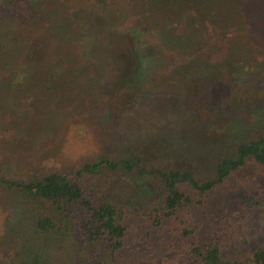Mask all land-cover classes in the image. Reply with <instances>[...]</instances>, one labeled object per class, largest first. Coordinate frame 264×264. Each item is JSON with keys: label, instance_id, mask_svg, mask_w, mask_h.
<instances>
[{"label": "rangeland", "instance_id": "1", "mask_svg": "<svg viewBox=\"0 0 264 264\" xmlns=\"http://www.w3.org/2000/svg\"><path fill=\"white\" fill-rule=\"evenodd\" d=\"M62 1L0 0V16L45 22L34 26L40 37L43 31L65 28L61 14L51 21L44 14L48 6ZM211 10L206 50L162 47L158 31L145 28L136 38L138 55L149 64L132 71L131 63V70L125 68L126 60L135 59L132 37L124 32L115 40L122 49L120 65L97 67L104 83L92 95L85 92L89 82L82 80L72 84L68 96L41 93L33 102L27 98L30 88L19 79L27 72L16 57L22 37L5 34L6 21L0 28V43L7 47L0 52L1 174L21 183L49 172L72 177L101 156L116 160L137 155L148 167H189L199 179L213 178L221 158L233 154L241 142L264 134V0H231L220 12ZM119 12V19L135 23L138 14L128 8ZM108 22L116 29L119 20ZM174 33L178 37L179 31ZM36 70L34 76H39ZM65 71H60L63 77ZM33 86L38 94V85ZM140 177L105 169L83 179V184L96 183L135 228L114 256L103 244L81 249L63 225L39 237L34 223L43 211L0 184V263L26 264L30 258L25 253L41 250V264H189L190 247L206 245L210 239L218 240L226 255L245 260L264 243V166L247 161L209 194L203 206L183 214L182 223H169L170 232L138 244L134 237L151 231L146 215L161 199L156 184Z\"/></svg>", "mask_w": 264, "mask_h": 264}, {"label": "trees", "instance_id": "2", "mask_svg": "<svg viewBox=\"0 0 264 264\" xmlns=\"http://www.w3.org/2000/svg\"><path fill=\"white\" fill-rule=\"evenodd\" d=\"M82 1L84 2L80 5ZM226 1L231 0H63L61 5L48 6L47 13H44L46 17L51 18L48 21L61 14L66 22L62 30L56 29L53 33L50 29L51 32L43 31L40 37H36L38 31L34 30V26L45 22H36L37 18L30 16L26 22L20 19L18 21L17 16L7 21L9 15L0 16V28L7 21L3 29L7 30L5 34L11 35L10 38L22 37L17 45L19 51L16 57L23 61L20 62V67L24 65L27 72L19 79L24 86L30 88L27 98H31V102L40 99L41 93L49 96L56 92L62 98L72 89V84L75 85L82 80L89 82L85 92L90 96L96 87L104 83H101L103 77L97 71V67L106 69L120 65L122 49L115 41L118 35L127 32L132 37L130 49L133 54L135 53V59L126 60L125 67L131 70L128 67L131 63L134 67L132 71L149 64V61L146 63V60L138 55L136 38L145 28L158 31V41L162 47L192 52L206 50L210 44L208 34L214 16L211 9L220 12ZM115 2L122 5L117 7L113 4ZM122 8L123 11L128 8L132 13L138 14L134 24L128 19L122 20L116 16V11L119 12ZM29 12L34 15L37 13ZM112 18L119 20L116 25L118 29H114L108 22ZM59 21H56L57 25ZM176 21H179L178 26L173 23ZM176 30L179 31L178 37L174 33ZM0 44V52L4 49L7 51L5 44ZM152 62L151 59L150 63ZM20 67L16 68L15 74L19 72ZM0 68H3L1 61ZM61 69L68 70L65 71L64 77L60 73ZM35 70L39 76H34ZM199 73L205 76L204 70ZM68 74L69 79L65 81ZM34 82L38 85V94L33 92L37 87L33 86ZM247 161L264 166V134L237 145L233 154L217 162L214 177L203 180L189 167H148L140 156L130 155L116 160L101 156L94 162L82 166L72 177L59 172H49L23 183L7 180L0 170V184L10 193H20L24 199H31L36 203L37 211H43L42 214H37L34 223L35 232L40 233L39 237L42 233L51 235V231L61 230L63 225L68 234L77 238L81 249L88 246L97 248L103 244V247L114 256L125 247L128 232L135 228L124 221L122 212L114 201L101 194V189L96 183L83 184L85 176L95 175L107 169L113 172L132 173L137 178L141 176L140 178L156 184L157 196L161 199L159 206L153 209L151 214L146 215L151 231L142 232L138 237H134V242L139 244L144 239L151 240L162 233L170 232L169 223L175 222L172 226L182 223L183 214L203 206L209 194L214 193L218 185L224 184L232 172L243 168ZM145 189L148 192L152 191L149 187ZM252 199L253 197H248L247 201L252 202ZM25 254L30 258L26 264H41L39 261L41 250H32ZM189 255V264H249V261L253 264H264V243L256 247L245 260L226 255L219 241L215 239H210L203 246L190 247Z\"/></svg>", "mask_w": 264, "mask_h": 264}]
</instances>
